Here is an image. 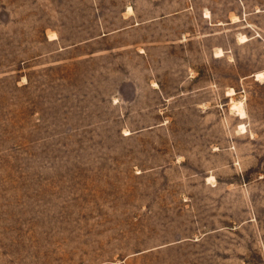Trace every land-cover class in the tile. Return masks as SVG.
Wrapping results in <instances>:
<instances>
[{
	"label": "rangeland",
	"instance_id": "1",
	"mask_svg": "<svg viewBox=\"0 0 264 264\" xmlns=\"http://www.w3.org/2000/svg\"><path fill=\"white\" fill-rule=\"evenodd\" d=\"M259 71L264 0H0V264H264Z\"/></svg>",
	"mask_w": 264,
	"mask_h": 264
},
{
	"label": "bare ground",
	"instance_id": "2",
	"mask_svg": "<svg viewBox=\"0 0 264 264\" xmlns=\"http://www.w3.org/2000/svg\"><path fill=\"white\" fill-rule=\"evenodd\" d=\"M206 16H209V14L207 13L206 14ZM234 17V16H233ZM237 19V18H236ZM55 37V36H54ZM245 38V36H241V39L242 40H245L244 39ZM264 76V72L263 71H259V72H256L255 73V77H256V79H258V78H262ZM235 105H236V107L238 108V111H239V113L240 114H242L244 111L242 110V108H240V106H241V102H236V103H234Z\"/></svg>",
	"mask_w": 264,
	"mask_h": 264
},
{
	"label": "crops",
	"instance_id": "3",
	"mask_svg": "<svg viewBox=\"0 0 264 264\" xmlns=\"http://www.w3.org/2000/svg\"><path fill=\"white\" fill-rule=\"evenodd\" d=\"M211 13V12H210Z\"/></svg>",
	"mask_w": 264,
	"mask_h": 264
}]
</instances>
